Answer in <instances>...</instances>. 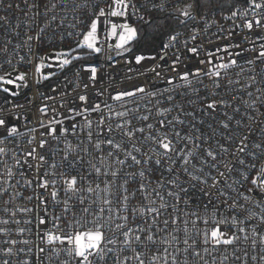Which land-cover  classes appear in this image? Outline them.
Segmentation results:
<instances>
[{"label":"snow or ice","instance_id":"snow-or-ice-1","mask_svg":"<svg viewBox=\"0 0 264 264\" xmlns=\"http://www.w3.org/2000/svg\"><path fill=\"white\" fill-rule=\"evenodd\" d=\"M229 2L227 10L222 4L219 7L234 29H264V0ZM21 3L25 17L31 12L33 20L46 18L36 32L37 40L57 20L49 13L60 7L73 14L69 27L79 30L68 36L77 37L75 47L50 53L61 70L83 58L79 53L85 49L93 54L102 51L101 17L119 18V22L103 21L111 25L105 37L115 38L108 48H115L117 55L131 51L140 37V30L128 19L130 8L133 15L140 9L130 0H111L107 9L92 0H48L43 13L40 0L8 2L4 7L19 11ZM148 3L149 12L167 13L178 25L195 21L205 5L212 7L210 0H177L169 12L168 0ZM206 17L204 11L200 16L204 28L191 27L183 41V33L171 29L164 33L156 54L135 55L137 65L164 62L147 68L166 85L163 88L133 84L99 101L90 98L89 83L81 88L77 82L72 91L79 90L78 94L60 102L63 113L47 104L39 108L42 117L52 111L63 119H41L38 127L21 132L0 116V198L8 196L0 207V264H32L27 257L33 255L36 264H108L109 260L112 264H248L249 260L264 264V42L257 46L264 36H245L253 47L242 49L231 41L235 30L219 25L212 35L230 42L218 43L211 51L197 42L201 34H208ZM66 19L60 17V26ZM138 19L151 23L144 15ZM237 19L242 24H236ZM0 22L8 25L9 16L0 15ZM222 32L227 36L219 35ZM25 37L23 46L31 54L33 36L25 32ZM12 43L5 40L0 54L11 56ZM20 47L14 45L16 55ZM245 52L253 55L241 61ZM48 59L40 56L35 62L36 84L54 75L42 74V69L53 67ZM6 62L18 74L0 75V91L16 96L18 92L3 85L27 88V73L19 71V65L33 61L19 56L16 64L11 58ZM192 62L198 66L190 68ZM83 71L90 73L88 81L94 85L97 67L83 66ZM76 77L79 81V70ZM51 91L56 93V87ZM95 95L103 92L96 90ZM178 97L187 98L190 108ZM145 98L148 102L142 104ZM65 121L72 123L66 126ZM21 137L26 138V148L17 152L7 147L13 138ZM9 152L12 163L5 159ZM31 170L35 186L28 176ZM21 188H31L34 195L24 196ZM34 197L37 204L30 207ZM61 204L62 214H57ZM62 255L68 259H61Z\"/></svg>","mask_w":264,"mask_h":264},{"label":"built area","instance_id":"built-area-1","mask_svg":"<svg viewBox=\"0 0 264 264\" xmlns=\"http://www.w3.org/2000/svg\"><path fill=\"white\" fill-rule=\"evenodd\" d=\"M8 2H11L13 5H15L17 2H20V0H4L3 4H0V15H7L10 18V22L8 25H4L3 22H0V47H3L5 40L11 39L12 45H9V55L0 54V64H3V67L0 68V75H4L6 72H12V76L16 74V72L12 71V67L6 62L9 58L12 59V63L16 64L17 60H19V56H25L28 59H31L33 61L32 64L28 63H21L19 65V70L27 73V79H28V87L24 88L21 87L19 89L14 88V91L18 92L19 94L16 96H9L7 93L0 92V116H6L10 123L14 126H17L21 132H26L29 128L32 127H38V123L41 119H44L45 122H47L48 118H58L63 119V116H57L56 113H53L52 111H48V117H42L39 108L43 107L45 104L49 105L50 107L55 106L57 111L60 113H63L65 111L64 108H60V102L64 99L71 100L73 96L77 95L79 90L77 92H73L72 89L75 88V85L77 82L81 84V88L83 83H89L88 88V94L92 100H108L109 93L115 94L117 91L131 88L133 84H142L146 87L150 88H163L166 85L158 78L155 77L154 73L147 71V68L152 66L154 63H161L162 61H144L141 65L135 64L134 57L135 55L144 53V54H156V52L159 51V48L157 47L155 50L151 52H141V51H135L131 50L129 52H123L121 55L116 54L115 48L109 49L108 44H114L115 38L112 39H106L105 37V31L106 29H110L111 25L107 24L105 25L103 21L105 19H109L112 22H119V18H113V17H101L100 18V24H99V39L101 41H104L100 46L102 48V51L99 54H93L89 53L86 49L82 51L83 57L87 58L85 60H82L77 63L74 67H72L71 70H69L67 73L62 75L60 78L57 79L55 84L52 86H47L46 83L43 85L36 84L35 83V74H34V65L35 62H37V59L44 53V52H50L53 50H64V49H70L72 47H75L76 39L75 36H68L69 32L79 30L72 29L69 27V24L73 23L72 20L73 14L69 11L67 13L63 12L60 7H58L54 13H49V17L53 14L57 15V20L55 22L50 23V26L46 29L45 33L41 35L39 40L36 39V32L39 30V27H43L46 18L41 15L40 17L33 20L32 13L29 12L27 14V17H25L24 12L26 9L24 8V5L21 3V10H17L15 7L12 9H6L4 7L5 4ZM48 0H40L41 3V13H43V4L47 3ZM77 2H82V0H77ZM93 3H98L101 7H105L107 9V5L111 3V0H92ZM157 3H159V0H156ZM177 0H168L167 7L169 9V12L173 11V4L176 3ZM182 3H187L189 0H180ZM69 3H71V0H69ZM130 3L136 4L140 11L132 14V9H129V23L132 25H144L146 24L144 21H140L138 17L140 15H144L145 20H149L150 15L153 13H161L158 11H152L149 12L148 8L150 7V4L148 3V0H130ZM237 3H242V0L237 1ZM204 14L203 12H199V14L196 16L195 21H188L182 29L178 30L183 33V35L180 37L181 41H183L186 37L190 35L189 29L193 26L203 29L204 28V21L200 19V16ZM77 15H82V13H77ZM67 16V19L64 20V23L62 26H60V17ZM207 21L209 22V29L208 34L205 36L201 34V36L198 39V43H203V46L211 51H215L216 45L219 44H228L230 41L228 39L224 40H218L216 36L212 35L213 33H216L218 30L219 25H223L224 28L227 29H234V25L232 21H225L222 16H218L213 12L207 11ZM252 18L251 11L248 13V19ZM19 24L20 27L17 28L16 25ZM25 24L28 25V27H25ZM236 24H242V21L239 19L236 20ZM7 28V31L5 29ZM53 30H55L53 32ZM236 34L231 37V41L239 43L241 48H250L253 47L252 44L248 42V40L245 39V36H249L253 39H255L257 36H264V29L257 30L255 32H248L247 29H234ZM25 32H28V34L33 36V40L31 41V48L32 53H28V48L26 46H23V41L26 39ZM17 33L19 35H17ZM219 35L221 36H227V32H222ZM53 37L51 43H49V37ZM61 36L64 37L63 41H61ZM211 39L213 43H208V40ZM260 42L264 41H257V46ZM21 44L22 47H20L18 50L19 55H16L13 51L15 44ZM239 49H233V51H238ZM172 51H175V49H172ZM171 55V52L169 53ZM253 53L245 52L243 53V56L240 57L241 61L244 58L252 56ZM201 59L204 58V55L202 53ZM125 61H128L127 63ZM83 66H95L97 67V80L95 81V84L93 85L88 81V77L90 76L89 72L83 71ZM190 68H195L198 66L196 62L189 63L188 65ZM60 70V68H57ZM79 70L80 72V79L77 80L76 72ZM160 71H163V69H158ZM144 73V74H142ZM132 77L131 80L128 78ZM235 78V77H233ZM17 83H20L19 81ZM7 87V85H6ZM52 87H56L57 92L53 93L51 91ZM96 90H100L103 92V96H96L95 92ZM255 91V89H252ZM61 91H68L70 95L65 98L60 96ZM52 95L55 97L54 100H46L45 97ZM222 95H224V92L222 90ZM247 99V96L244 97ZM182 103H184V106L186 109H189L190 106L187 104V98H180ZM6 101H10V103H7ZM111 102V101H109ZM147 98H145L144 101L141 103H147ZM114 103V102H112ZM154 103V101L152 102ZM165 103H167L165 101ZM19 104L23 105V107H14V105ZM67 107V105H66ZM119 106H117L118 108ZM10 110V112H9ZM105 111H107L105 109ZM18 117V118H16ZM71 121H65L66 126L71 125ZM42 131V130H41ZM207 131V129H205ZM210 134V133H209ZM26 138H13V143L8 144L7 147L9 149H14L17 152L27 147L26 145ZM73 143H77L78 141L75 138H72ZM20 145V148H16V144ZM2 146V145H0ZM61 148H63V144L60 145ZM5 159L8 160L9 163H12L11 161V152H9L8 156L5 157ZM60 156L57 155L56 161L59 162ZM52 162V157L49 155V163ZM35 163V162H33ZM0 170H3V165L0 164ZM29 178L33 179V186H35V171L31 170L28 172ZM17 179H20L19 176L16 177ZM15 181H13L14 183ZM23 192L24 196L34 195L31 188L19 189ZM9 192H12V189H9ZM198 195V193H197ZM8 196H4L0 198V207H2V200L7 199ZM23 203V201H21ZM136 201H133V204H135ZM37 204V201L35 197L33 198L31 204H29L30 207H33ZM62 208L63 205H59L56 208L57 214H62ZM0 215H3V213H0ZM35 216V214H33ZM72 213L69 212L68 216L71 217ZM33 235L32 239L35 240V221L33 224ZM24 258V257H19ZM32 261V264H36L35 256L27 257ZM61 259H68L67 257L63 256ZM45 264H47V261H45ZM55 264H59V262H55ZM108 264H112V261L109 260ZM248 264H253L251 260H249Z\"/></svg>","mask_w":264,"mask_h":264},{"label":"trees","instance_id":"trees-1","mask_svg":"<svg viewBox=\"0 0 264 264\" xmlns=\"http://www.w3.org/2000/svg\"><path fill=\"white\" fill-rule=\"evenodd\" d=\"M239 1V0H237ZM212 7L209 9L207 5L205 8L199 9L198 11L201 13L203 11H210L215 13L218 16H221V9L219 5H223L224 9L227 10L230 6L229 0H210ZM167 13H153L150 15L151 23L135 25L140 30L139 39L131 45V50L141 51V52H151L158 47V44L164 38V33L171 29L180 30L184 25H178V23L173 19L167 18ZM161 21H163V26L161 25ZM159 30V31H158ZM83 57V56H82ZM87 58H81L73 61L70 65L65 66L62 70H58L55 68L53 70L54 75H52L48 80H43L40 85L46 83L47 86H52L55 84L58 78L67 73L72 69L78 62L85 60ZM1 92V91H0Z\"/></svg>","mask_w":264,"mask_h":264},{"label":"rangeland","instance_id":"rangeland-1","mask_svg":"<svg viewBox=\"0 0 264 264\" xmlns=\"http://www.w3.org/2000/svg\"><path fill=\"white\" fill-rule=\"evenodd\" d=\"M65 51H67V50H69V49H64ZM56 51H59V50H56ZM53 51H50V52H44L41 56H48L49 57V59H48V61H47V63H51V64H53V67H51V68H44V69H42V74H52V73H54L53 72V70L55 69V68H58L59 66H58V64L54 61V58L50 55V53H52ZM81 56L83 55V53L82 52H80L79 53ZM37 62H38V59H37ZM19 71H21V70H19ZM18 73L16 72V74L13 76V77H15L16 75H17ZM52 75H50V77H51ZM18 82V81H17ZM3 87H6V85H3ZM2 92V91H1ZM3 93H5V92H3Z\"/></svg>","mask_w":264,"mask_h":264},{"label":"water","instance_id":"water-1","mask_svg":"<svg viewBox=\"0 0 264 264\" xmlns=\"http://www.w3.org/2000/svg\"><path fill=\"white\" fill-rule=\"evenodd\" d=\"M7 87H8L10 90L14 91V87H13L12 85H7Z\"/></svg>","mask_w":264,"mask_h":264}]
</instances>
